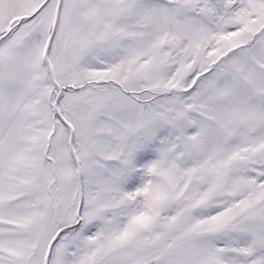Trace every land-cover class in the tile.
Wrapping results in <instances>:
<instances>
[{
	"label": "snow or ice",
	"instance_id": "6c2138e0",
	"mask_svg": "<svg viewBox=\"0 0 264 264\" xmlns=\"http://www.w3.org/2000/svg\"><path fill=\"white\" fill-rule=\"evenodd\" d=\"M0 264H264V0H0Z\"/></svg>",
	"mask_w": 264,
	"mask_h": 264
}]
</instances>
